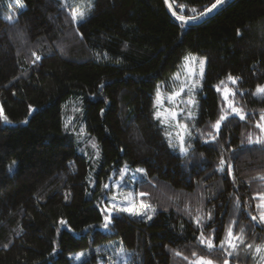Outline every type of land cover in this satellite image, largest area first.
<instances>
[{
	"label": "trees",
	"instance_id": "obj_1",
	"mask_svg": "<svg viewBox=\"0 0 264 264\" xmlns=\"http://www.w3.org/2000/svg\"><path fill=\"white\" fill-rule=\"evenodd\" d=\"M20 1L0 0V264H191L200 256L224 264L230 224L244 229L246 244L264 243V143L248 142L262 138L256 124L264 123V94H255L264 85V0H227L197 25L177 20L164 0ZM214 2L168 0L196 20ZM89 3L72 23L71 10ZM189 56L206 64L192 119H169L191 133L181 155L154 103L157 86L176 89ZM217 86L232 89L245 116L230 114L219 133ZM118 178L147 214L113 211L105 229ZM201 231L214 237L212 251ZM227 258L264 264L244 245Z\"/></svg>",
	"mask_w": 264,
	"mask_h": 264
},
{
	"label": "snow or ice",
	"instance_id": "obj_2",
	"mask_svg": "<svg viewBox=\"0 0 264 264\" xmlns=\"http://www.w3.org/2000/svg\"><path fill=\"white\" fill-rule=\"evenodd\" d=\"M166 3H168V0H165ZM223 2V0H215V2L207 9L204 10V12H202L200 14L201 18L208 14L211 13L214 9H216L219 5H221ZM16 3L20 6L23 7V4L20 3V0H16ZM92 10V4L89 3L87 8H81L79 10L77 9H72L71 10V21L72 23H77L78 20H83L88 13ZM181 11H183V9H181ZM173 16L176 17L177 20L181 21L184 25H187L189 21H194L197 19L196 16H185V15H177V13L175 11H173ZM9 21H13L14 17L13 16H9L8 17ZM239 35V33H238ZM33 56L35 57V60H40L41 57L39 55H37L35 52L33 53ZM185 61H192L194 62L197 58L194 56H189V57H185L184 58ZM205 64H206V59L205 58H200L199 60V65H200V71H199V77L200 79H203L204 76V68H205ZM197 75V73L195 72V69H192L189 73V79L185 81V83L181 84L179 87V90H174L172 93H170L168 99L170 102H174L176 100L177 97H180L182 93L185 92V90H188L189 93V98L186 101H181L182 103H184L187 107L194 106L196 101L193 95H191L196 88L199 86L200 81L197 79H194V77ZM174 79H179L178 76H174ZM228 80L235 85L237 83V78L233 77L231 74L228 76ZM221 84H223V81H221ZM216 90L218 92H222V97L224 100V107L221 109V115L219 116V118L215 121V123L212 125V128L219 133V130L221 128L222 122H224L228 116L230 114H235L236 116L239 117L240 120H244L245 116L242 114L241 109L237 108L236 106H234V103L232 100L229 99L230 96H234L235 93L232 91V89L225 87L223 90L217 86ZM255 94H264V85H257L256 87V92ZM157 101L158 102H162L160 100V87L157 86ZM227 109H230V113L227 111ZM31 111V108H30ZM172 120H176V117L178 115L177 111L173 108V109H169L168 110ZM181 111H183V109H181ZM0 118L7 120V117L4 115L3 109L0 108ZM188 118L192 119V112L189 110L188 111ZM154 119H158L160 120L161 124H164L165 121L160 119V111L157 110L156 113H154ZM261 121H264V114L261 115ZM178 128H182L184 129V133H178V139H179V143H180V154L181 155H187L188 153V148L185 147V139H184V135H191L190 132H187V125L184 124H180L179 122H177L176 125ZM256 127L260 129L261 132V137L262 138H258L257 140L253 141L251 137H249V144L252 143H257V144H262L264 143V123H257ZM81 134H83V129L81 130ZM166 135H170L168 133H166ZM209 138L211 140H215L216 136L213 135L212 133H209ZM208 142V141H205ZM171 146V144H170ZM93 148H96L97 146L95 144L92 145ZM123 151V150H122ZM225 163V161L223 159H221L220 164L221 166H223ZM10 172L14 171V169L10 168L9 169ZM127 169H122L121 170V176H124L126 174ZM137 173L143 172V169H136ZM228 174L231 175L232 174V167L231 165L228 166ZM109 185L105 184L104 188H108ZM141 196L145 195L144 193H140ZM262 201H264V197L261 198ZM111 201H116V196H112L111 197ZM142 207H146L144 205H141ZM258 207H264V203H262L261 205H258ZM106 211L108 212V215L104 216V223L102 225L103 228L108 229L109 225L112 223V212H128L129 214H135V215H141L142 213H140L139 211H136L132 208H126L123 206H120L116 203H112L111 204V208L106 209ZM148 219H151V215L148 216ZM211 219V214H209V220ZM251 219L253 221H257V216L256 215H252ZM260 223H264V211L260 212L259 214V221ZM61 224H65L66 222L61 220L60 221ZM195 223H197V225H200V218L197 217L195 219ZM235 223V222H233ZM244 229L241 228L239 233H234L233 232V226L232 224H230L226 230V234H225V239L221 240L220 242V248L225 249V253H226V258L224 260V264H229V259L227 257H231L233 256V254L236 252V250L240 247V245H244V248L247 249L248 251H250L253 255L254 258L259 257V259H261L262 261H264V243L262 244H246L245 240H244ZM199 243L201 245H204L205 247H207V249L209 251H212L216 246L213 243L214 237L213 236H205L204 232L201 231L200 236L198 237ZM79 255H83V254H79ZM119 255H124V251L123 248H121L119 250ZM130 255V254H129ZM177 255H179V253H177ZM193 256H196V253H193ZM191 264H212L211 260L205 259L203 256L198 257L195 261L191 262Z\"/></svg>",
	"mask_w": 264,
	"mask_h": 264
},
{
	"label": "rangeland",
	"instance_id": "obj_3",
	"mask_svg": "<svg viewBox=\"0 0 264 264\" xmlns=\"http://www.w3.org/2000/svg\"><path fill=\"white\" fill-rule=\"evenodd\" d=\"M12 1L16 3V0H12ZM194 57H196V56H194ZM196 58L197 59L194 62L191 61V62L185 64V66H183V70L181 69L182 72L180 71L177 74H175V76L179 77V79H174V82L177 84L175 90L178 91L180 85L185 83V81L189 79V73L192 69H195V72L197 73V75L194 77V79H197L199 81L201 80L199 77V71H200L199 60H200V58L199 57H196ZM162 91L163 90L160 88V100L162 102L157 101V91H156V98H155V103H154L155 104V113L157 110H159L160 111V118L165 117V120L168 121V122H165L166 125L170 128L171 131H174L173 132L174 138L176 137V140L178 141L179 140L178 139V133H183L184 130L182 128H178L176 126L177 123H171L170 122L169 119H170L171 115H170L168 110L174 108L177 111L178 115H182V117L188 116L189 107H187L181 101H186L189 98V93H188V90L186 89L185 92L182 93L180 97H177L174 102H170L168 99L170 94H167V92L164 93ZM221 97H222V92H221ZM181 109H183V111H181ZM233 115H235V114H233ZM182 124H184V122H182ZM172 142L175 143L174 141H172ZM120 180L121 179L118 178L113 185V191L109 195V204L111 205L112 203H116L120 206H123L126 208H132L136 211H139L140 213H142L141 215H146L147 213H145V212L147 211V208L142 207L140 205V203L138 204L136 202V200L133 198L131 191L123 190V187H120V185L122 184L120 182ZM112 196H116V201H114V202L111 201Z\"/></svg>",
	"mask_w": 264,
	"mask_h": 264
},
{
	"label": "water",
	"instance_id": "obj_4",
	"mask_svg": "<svg viewBox=\"0 0 264 264\" xmlns=\"http://www.w3.org/2000/svg\"><path fill=\"white\" fill-rule=\"evenodd\" d=\"M227 0H223V2H222V4L224 3V2H226ZM164 2H165V0H164ZM165 4H166V6H167V8H168V10L170 11V13L172 14L173 13V11H172V8H171V6H170V4L169 3H166L165 2ZM221 4V5H222ZM221 5H219L216 9H214L211 13H208V14H206V15H204L202 18H200L199 20H196V21H189L188 22V25H197V24H200L201 22H203L205 19H206V17L207 16H209L210 14H212V13H214Z\"/></svg>",
	"mask_w": 264,
	"mask_h": 264
}]
</instances>
